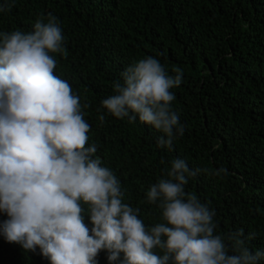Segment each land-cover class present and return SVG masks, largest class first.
Instances as JSON below:
<instances>
[{"label":"trees","instance_id":"1","mask_svg":"<svg viewBox=\"0 0 264 264\" xmlns=\"http://www.w3.org/2000/svg\"><path fill=\"white\" fill-rule=\"evenodd\" d=\"M5 5L0 32L28 33L37 19L57 18L67 54L50 53L54 74L80 97L91 126L86 147L97 146L95 157L120 181L122 202L140 209L146 229L162 222L159 201L148 203L147 192L179 157L209 169L189 178L185 192L215 209L214 234L254 233L245 247L264 249V0H0ZM148 57L169 75L183 70L170 89L185 126L174 150L158 147L162 133L138 116L117 118L101 104L123 84L125 69ZM85 223L91 228L87 214ZM97 260L109 264L106 250ZM0 264L50 261L0 235Z\"/></svg>","mask_w":264,"mask_h":264},{"label":"clouds","instance_id":"2","mask_svg":"<svg viewBox=\"0 0 264 264\" xmlns=\"http://www.w3.org/2000/svg\"><path fill=\"white\" fill-rule=\"evenodd\" d=\"M50 53L67 54L51 13L46 22L37 19L31 32H0V213L6 216L0 235L5 241L33 253L39 249L50 264H98L102 250L109 264H260L264 249L245 247L254 233L244 239L242 230L214 234L215 209L185 192L189 178L209 169L190 168L179 157L147 192L148 203L159 201L162 222L146 229L140 209L122 202L120 181L95 157L97 146L86 147L91 126L80 97L54 74ZM172 72L152 57L133 62L102 107L117 118L138 116L162 133L158 147L174 150L185 126L172 109L170 92L179 87L183 70ZM99 120L104 122L103 113ZM157 248L162 256L154 253Z\"/></svg>","mask_w":264,"mask_h":264}]
</instances>
